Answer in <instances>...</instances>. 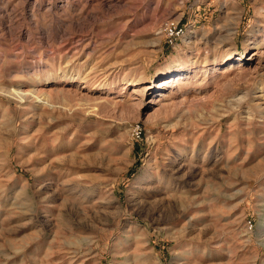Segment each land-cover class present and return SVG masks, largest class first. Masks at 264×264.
<instances>
[{
	"label": "rangeland",
	"instance_id": "rangeland-1",
	"mask_svg": "<svg viewBox=\"0 0 264 264\" xmlns=\"http://www.w3.org/2000/svg\"><path fill=\"white\" fill-rule=\"evenodd\" d=\"M260 93L264 0H0V264H264Z\"/></svg>",
	"mask_w": 264,
	"mask_h": 264
},
{
	"label": "bare ground",
	"instance_id": "bare-ground-1",
	"mask_svg": "<svg viewBox=\"0 0 264 264\" xmlns=\"http://www.w3.org/2000/svg\"><path fill=\"white\" fill-rule=\"evenodd\" d=\"M263 45H260L258 47H256V50H258L260 47H262ZM259 51V50H258ZM257 55V53L253 54V56ZM241 66L239 65V63L235 64V63H229V64H226L224 66V68L220 71H217L216 69L213 71L214 73H219V74H225V73H228L229 71L231 70H236V69H240ZM188 74H185V73H179L178 75H175V76H172V77H169L163 81H161L157 88L158 90L160 91L156 97V101L154 102L156 105H161L163 104L162 102L168 98V95H167V91L170 89H174V88H178L180 85H183L184 81L188 79ZM145 89H143L144 91ZM35 91V90H34ZM142 90H134L132 91V94L134 95H139L140 92ZM11 92V91H10ZM33 96H34V99L36 100H39V101H44V102H48L49 100V95L48 94H43L42 96H38L36 95L34 92H32ZM173 93V92H172ZM171 93V95H172ZM174 94V93H173ZM30 95V93L26 92V91H23V90H14L12 91L11 93L8 94V96L10 97H13L15 99H18L20 101H22L25 97L27 98V96ZM170 95V94H169ZM173 96V95H172ZM41 97H43L41 99ZM170 97V96H169ZM256 98L261 102L260 104H258L257 107H260L262 106V104H264V93H260L259 95L256 96ZM167 100V99H166ZM171 100V99H170ZM116 101V100H115ZM112 104V103H111ZM262 110V109H261Z\"/></svg>",
	"mask_w": 264,
	"mask_h": 264
},
{
	"label": "built area",
	"instance_id": "built-area-1",
	"mask_svg": "<svg viewBox=\"0 0 264 264\" xmlns=\"http://www.w3.org/2000/svg\"><path fill=\"white\" fill-rule=\"evenodd\" d=\"M168 36L169 37H181L183 31L181 29H177L176 27H168L167 28ZM132 137L133 139H140L141 137V128L136 126L132 129Z\"/></svg>",
	"mask_w": 264,
	"mask_h": 264
}]
</instances>
